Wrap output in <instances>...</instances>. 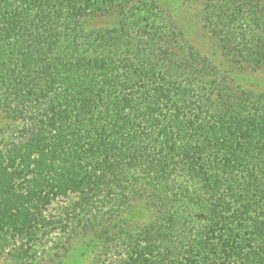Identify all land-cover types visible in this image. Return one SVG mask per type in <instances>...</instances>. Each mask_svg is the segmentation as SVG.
Returning <instances> with one entry per match:
<instances>
[{"label":"trees","instance_id":"obj_1","mask_svg":"<svg viewBox=\"0 0 264 264\" xmlns=\"http://www.w3.org/2000/svg\"><path fill=\"white\" fill-rule=\"evenodd\" d=\"M188 2L231 67L264 70V0ZM76 244L91 264H264V90L157 0H0V264Z\"/></svg>","mask_w":264,"mask_h":264},{"label":"rangeland","instance_id":"obj_2","mask_svg":"<svg viewBox=\"0 0 264 264\" xmlns=\"http://www.w3.org/2000/svg\"><path fill=\"white\" fill-rule=\"evenodd\" d=\"M164 6L172 10L179 23L185 28L188 37L198 48L209 54L222 67L232 69L235 81L245 87L264 90V70L255 72L240 70L229 65L228 61L216 52L212 41L206 36L193 18V5L188 0H157ZM102 21V19L100 20ZM84 251V253H83ZM93 254L90 250L85 251L84 247L76 244V251L73 252L67 264H91Z\"/></svg>","mask_w":264,"mask_h":264}]
</instances>
